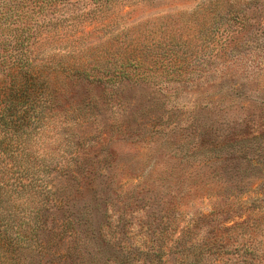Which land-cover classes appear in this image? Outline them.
I'll return each instance as SVG.
<instances>
[{
    "label": "rangeland",
    "instance_id": "374dc122",
    "mask_svg": "<svg viewBox=\"0 0 264 264\" xmlns=\"http://www.w3.org/2000/svg\"><path fill=\"white\" fill-rule=\"evenodd\" d=\"M48 1L0 0V264H62L45 189L89 201L105 264H264V0Z\"/></svg>",
    "mask_w": 264,
    "mask_h": 264
},
{
    "label": "trees",
    "instance_id": "16d2710c",
    "mask_svg": "<svg viewBox=\"0 0 264 264\" xmlns=\"http://www.w3.org/2000/svg\"><path fill=\"white\" fill-rule=\"evenodd\" d=\"M88 1L91 4H97V6H101V3H105L110 0ZM88 1L86 2L88 3ZM33 2H35V4L29 8V11L31 12H36V10H38L39 12H43L44 10L49 9L46 8L47 4H52L48 0H33ZM50 22L52 21H45L44 19L41 21L28 19L23 23L21 32L14 35L11 41L13 45V53H10L9 57L11 58V60H14V63L16 61L18 64H20V62L22 61V50L24 48H29L28 46L35 38L36 30L39 29L41 32L45 28L49 27ZM15 31L18 30H16L15 28ZM5 51L6 50H4V52ZM11 56H13L15 59H13V57ZM19 68V72H21L23 70L22 65H20ZM12 77L15 78L16 75H12ZM23 78L31 83V80L29 79L31 78L30 76L29 78L23 76ZM127 78H129V72L116 73L114 75H111L108 80L105 79L104 81L107 85L106 82H111L114 81V79H117L113 83L121 84L123 83L122 81H125ZM105 84L103 82H100L102 91L106 86ZM17 97H14V99H16ZM12 153H15V150ZM53 191L54 190H52V193H50V190H44V192L48 194L47 198L45 199L46 202L42 206H39L38 212H35L36 214L34 213L32 218L33 221H37L38 225L36 224L34 226H31L29 230V233L31 231V236L34 237H31V239L29 237V239L31 241H34L35 245L38 247V249H40V257H42L44 252L45 255L52 254L51 256L56 257L57 260L62 264H78V262L73 261L72 258V255L76 253L79 259H86L89 256L91 259V264L93 261H100L102 264L110 261L111 258L109 257H112L111 255L115 251L112 250L110 244L108 243L109 241H107L105 238L106 231L104 232L103 230L104 226H102L101 224L92 226L90 213L87 210V208L90 207L89 201L87 203H82L87 207H85V205H83L82 207H78V203H76L73 197H71V200L67 197L58 200L53 199L55 198V194ZM57 211H64V214L59 219L54 217V214ZM4 242L5 239L4 241L3 239L0 240V243H2V245L4 244ZM43 243L45 245H42ZM58 243H62L65 246L66 251H60L59 253H57L56 251L58 249H56L55 246ZM51 249L53 251H51ZM24 258L26 259V257ZM123 260L124 259L120 258L121 263L123 262ZM80 262L81 264H85L82 263L84 262V260H81Z\"/></svg>",
    "mask_w": 264,
    "mask_h": 264
}]
</instances>
